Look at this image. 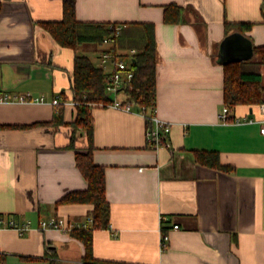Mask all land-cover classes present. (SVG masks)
<instances>
[{
    "label": "crops",
    "instance_id": "crops-1",
    "mask_svg": "<svg viewBox=\"0 0 264 264\" xmlns=\"http://www.w3.org/2000/svg\"><path fill=\"white\" fill-rule=\"evenodd\" d=\"M170 3L185 7L177 24L164 22ZM261 5L262 0H75L81 22L155 24L156 112L172 123L171 148L156 150L142 115L93 108V159L105 168L111 206L110 228L93 231L95 258L123 264H264L262 114L259 106L239 105L231 117L253 123L220 120L225 64L219 57L221 43L235 32L253 47L264 46ZM63 15V0H0V95L46 99L0 103V217L31 226L23 236L0 226V264H81L85 255L71 233L36 229L56 216L83 222L93 210L90 204L58 203L88 186L75 151L67 148L73 129L52 125L59 114L51 102L71 91L75 54L40 23ZM226 22L256 25L228 33ZM261 78L264 86V66ZM75 114L67 107L64 120L74 121ZM195 151L218 152L231 170L199 164ZM165 229L169 241L163 250Z\"/></svg>",
    "mask_w": 264,
    "mask_h": 264
},
{
    "label": "trees",
    "instance_id": "trees-1",
    "mask_svg": "<svg viewBox=\"0 0 264 264\" xmlns=\"http://www.w3.org/2000/svg\"><path fill=\"white\" fill-rule=\"evenodd\" d=\"M63 18L59 21H46L40 23L42 28L63 49L74 52L73 77L71 91L60 94L65 99L77 101L76 117L72 122L64 120L65 109L69 106L59 105V117L52 122L62 126H70L73 135L67 145L68 149L75 151L76 166L87 182V189L71 191L65 194L60 204H90L93 206V224L89 229H76L71 235L84 246L85 255L81 264H123L114 261H101L93 255V231L95 229L110 228L111 206L106 197V179L104 166L97 165L93 159V116L94 107H107L110 102L105 91V73L96 66L92 59L85 54H79L83 45L93 44L100 49L103 40L112 34L111 26L122 25L117 38L120 48H135L137 55L134 59V76L125 94L128 103L146 108V114L156 110L157 102V39L155 24L151 22L105 23L81 22L76 18L75 0H63ZM185 7L170 3L164 6V22L177 24L183 20ZM261 16L264 24V0L261 5ZM256 25L255 22H226L228 33L238 31L245 33ZM264 66V46H254V57L248 61L226 64L224 78V105L229 112L239 105L259 106L264 104V86L262 85L261 67ZM97 105V106H94ZM72 108V107H71ZM233 118V117H232ZM147 122V128L151 123ZM11 128H25L27 126L10 125ZM82 134V138H81ZM83 139L84 145H80ZM196 161L204 166L220 171H230L231 167L222 165L216 151H195ZM167 230L163 233L168 235ZM30 259V258H27Z\"/></svg>",
    "mask_w": 264,
    "mask_h": 264
},
{
    "label": "built area",
    "instance_id": "built-area-1",
    "mask_svg": "<svg viewBox=\"0 0 264 264\" xmlns=\"http://www.w3.org/2000/svg\"><path fill=\"white\" fill-rule=\"evenodd\" d=\"M113 29L112 34L107 36L97 51L98 54V66L103 69L105 77V91L110 98V102L106 104L107 107L120 109L127 112L135 111L142 115L144 119L150 121L151 125L147 128V139L152 149H159L162 147L171 148L170 134L172 131V123L167 120L160 118L157 112L152 114H146V108L139 106L138 110H133L134 105L126 102L125 90L130 86L134 76L133 65L134 59L137 55L135 48H120L117 46V38L122 30V25L111 26ZM123 95V98H120ZM11 102V103H45L46 99L44 96H32L28 95H12L4 93L0 95V103ZM51 104L53 106H69L76 107L77 101L72 99H65L63 95L58 94L54 97ZM97 106V105H94ZM100 107L103 104L99 105ZM262 119L261 133L264 134V104L259 105ZM220 120L224 123L236 122V123H253V119H234L231 117L229 108L224 105L220 112ZM93 224L92 218L86 221H71L63 217H52L47 220L40 221L37 230H55L59 232L71 233L76 229H89ZM0 226L2 228L14 229L20 236L25 235L31 230L29 224H18L14 220L5 221L4 218L0 217ZM175 229H178V225H174ZM169 236L162 233L161 237V248L165 250L168 246Z\"/></svg>",
    "mask_w": 264,
    "mask_h": 264
},
{
    "label": "water",
    "instance_id": "water-1",
    "mask_svg": "<svg viewBox=\"0 0 264 264\" xmlns=\"http://www.w3.org/2000/svg\"><path fill=\"white\" fill-rule=\"evenodd\" d=\"M254 56V47L248 38L240 33H232L221 43L219 57L222 64L251 60Z\"/></svg>",
    "mask_w": 264,
    "mask_h": 264
},
{
    "label": "rangeland",
    "instance_id": "rangeland-1",
    "mask_svg": "<svg viewBox=\"0 0 264 264\" xmlns=\"http://www.w3.org/2000/svg\"><path fill=\"white\" fill-rule=\"evenodd\" d=\"M97 46L93 44L83 45L79 48L78 53L79 54H85L88 55L90 58H92L93 62L98 64V54L96 52ZM120 98H123V95H120Z\"/></svg>",
    "mask_w": 264,
    "mask_h": 264
}]
</instances>
